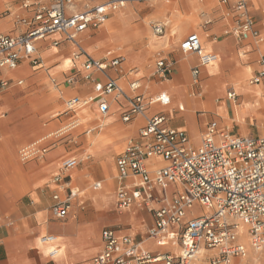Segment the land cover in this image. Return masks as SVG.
I'll return each instance as SVG.
<instances>
[{"label":"crops","instance_id":"1","mask_svg":"<svg viewBox=\"0 0 264 264\" xmlns=\"http://www.w3.org/2000/svg\"><path fill=\"white\" fill-rule=\"evenodd\" d=\"M42 1L50 0H0V22H5L0 26V34L24 33L28 24L22 18L33 15V7L24 5ZM106 1L74 0V5L81 11ZM238 1L129 2L126 16L132 19V28L127 21L114 22L111 27H102L103 23L81 32L76 42L63 34H52L36 43L39 64L23 58L15 68L1 69L0 78L8 80L9 84L0 93V162L8 163L10 159L12 164L19 159L29 173L0 178V264H90L93 257L103 251L102 233L109 227L115 228L120 236L128 235L153 253H179V245L160 247L148 237V230L155 226L154 213L137 203L118 207L117 191L121 182L117 159L130 143H143L141 129L157 114L165 115L169 127L184 130L195 146L201 143L212 121L235 136H264V83L251 82L261 69L260 58L264 55V0H246L259 39L242 38L234 33L237 14L234 7ZM115 12L109 18L118 16ZM4 13L6 16H2ZM155 23L164 25L162 35L154 33ZM111 33L116 38L115 43H123L126 55L107 45ZM192 33L199 35L206 53L217 56L219 66H209L213 62L202 64L198 53L184 52L180 48L181 42ZM78 46L98 60H105L110 52L123 55L124 60L105 72L86 70L83 67L85 56L74 57ZM68 59L71 64L66 66ZM159 60L174 62L168 77L159 73ZM234 68L243 71L240 89L232 83H221L220 91L210 96L204 83L219 72ZM71 76L75 79L68 82ZM108 77L116 79L129 96L142 94L147 102L145 112L124 121L130 101L123 95H106L109 116L101 111L97 100L84 104L83 100L96 97L95 83L105 82ZM133 81L140 83L138 90H132ZM163 90L170 94L168 104L150 102L151 97L154 99ZM232 92L235 98L228 96ZM74 99H79L78 103L70 105ZM206 103L210 105L207 107ZM75 122L79 124L76 126ZM195 136L199 142H194ZM40 138L44 141L37 148L47 151L22 159L21 150ZM69 158H76L78 165L62 172V164ZM147 164L153 172L166 163L152 158ZM106 165L110 167L109 173L104 170ZM60 174L67 189L54 181ZM133 180L125 182L131 184ZM98 183L100 186H96ZM171 188L174 191L180 188L175 184L168 187L172 198ZM71 190L74 194L68 214L64 218L55 216L51 210L53 195L59 193L65 198ZM155 191L159 196L164 194L158 186ZM160 204L154 202L155 207ZM193 216L187 213L186 219ZM244 227L247 233V226L242 225L241 229ZM47 235L58 237L60 242L43 245H52L51 250L60 248L62 253L64 243L69 251L67 257L54 259L51 250L49 254L45 252L39 239ZM239 240L247 247L248 255L249 247L254 249L248 235L247 240L241 236ZM205 251L210 255L200 258L204 260L200 264H210V256L216 253L214 249ZM242 258L233 257L230 263L235 259L241 262ZM198 259L199 256L194 262Z\"/></svg>","mask_w":264,"mask_h":264},{"label":"built area","instance_id":"2","mask_svg":"<svg viewBox=\"0 0 264 264\" xmlns=\"http://www.w3.org/2000/svg\"><path fill=\"white\" fill-rule=\"evenodd\" d=\"M135 1L148 0H107L81 11L76 10L74 0L25 4L26 8L33 7V15L22 18L28 29L19 35L0 34V71L4 67L15 68L23 58L39 64L36 56L38 40L60 33L76 42L81 32L98 27L108 20L112 12ZM234 8L237 12L234 33L242 38L254 36L259 39V31L248 12L246 0H239ZM153 31L162 35L165 27L162 23H155ZM57 44L55 41L54 45ZM180 48L184 52L198 53L202 64L217 60L215 54L204 51L197 33L188 35ZM77 49L74 57L85 56L83 67L86 70L105 72L109 67H118L124 60L123 55L112 52L105 60H98L79 46ZM260 65L261 69L252 83H264V55L260 58ZM173 67V61L157 62L159 73L164 77L170 75ZM195 72L198 73L197 70ZM74 79L71 76L67 81L73 82ZM8 84V80L0 78V93ZM131 88L138 90L140 83L133 81ZM95 91L96 97L91 96L89 100H97L104 114L109 109L106 95L128 98L130 108L123 116L124 121H130L147 108L142 94L129 96L112 77L105 82L97 81ZM228 96L235 98L236 94L232 92ZM78 101L74 99L70 104ZM169 101V97L162 94L156 102L168 104ZM166 122L163 114L152 116L141 129L143 143H130L119 155L117 166L121 185L117 191V204L119 208H125L137 203L154 213L155 226L148 230V237L160 247L179 245V253H153L128 235L120 236L115 228L109 227L102 233L103 251L93 257L90 264H193L201 249L216 251L209 258L210 264H229L233 257H245L248 253L247 247L239 240L242 225L247 226V235L254 249L264 247V136H235L212 121L207 125L201 143L195 146L184 130L169 127ZM46 151V148L38 149L33 145L26 158ZM152 158H160L166 164L152 172L147 164V160ZM77 165L76 158H69L63 162L62 172ZM130 178L134 179L131 184L126 183ZM54 181L60 183L62 189H67V185L61 182V174ZM171 184L180 188L174 191L172 198L168 193ZM157 186L163 190L162 196L156 194ZM73 194L71 190L65 198L59 193L53 195L51 210L55 216L64 218L68 214ZM157 201L161 204L155 207L154 202ZM195 205L205 208L206 212L186 219L188 209ZM52 239L46 237V240Z\"/></svg>","mask_w":264,"mask_h":264},{"label":"bare ground","instance_id":"3","mask_svg":"<svg viewBox=\"0 0 264 264\" xmlns=\"http://www.w3.org/2000/svg\"><path fill=\"white\" fill-rule=\"evenodd\" d=\"M129 4L128 3H125L123 7L119 8L118 10H116V12H120L122 9H124L127 5ZM130 5H128L129 7ZM168 8H165V10H167ZM170 18V17H169ZM168 19V18H167ZM169 20V19H168ZM122 21H126L124 20V17L122 15V13L118 16H116L115 18H110L109 20H106L104 22V25L102 27H105V26H108V27H111L112 26V23L116 22V23H119V22H122ZM0 25L1 26H4L5 25V22L2 21L0 22ZM131 28V27H130ZM112 32V31H111ZM155 38V37H154ZM114 40H116V38H114V35L113 33L110 34V37L108 39V41L110 42H114ZM202 40L204 42V38L202 37ZM115 43V42H114ZM204 45V43H203ZM117 50L121 51V48H117ZM211 67H216V66H219V63L216 61V62H213L212 64H210ZM220 74H218L216 77H213L212 79H210L209 81L206 82V85H205V90H208L209 91V95L211 96V94H216L220 91V84L221 83H232L233 86L239 90L240 87L242 86V81L244 80V75H243V71L242 69L240 68H234L230 71V73H228V76H226L227 73L225 72H219ZM189 76L186 75L184 76V79H188ZM190 83L192 82V78L189 79ZM205 84V83H204ZM208 93V92H207ZM206 93V94H207ZM164 95L165 97L170 95L168 92L167 93H161L159 95H156V97H154V99H152V102L153 101H157V99L161 96V95ZM189 98V97H188ZM207 98V97H206ZM229 98V97H228ZM90 99V98H89ZM217 99V98H216ZM90 101V100H89ZM89 101H84L86 103H88ZM91 102V101H90ZM210 102V101H209ZM38 103H41V102H38ZM155 104V103H154ZM181 104V103H180ZM230 104V103H229ZM71 105V104H70ZM203 105V104H202ZM206 106L207 105H210V104H205ZM155 106V105H154ZM188 108V106H186ZM208 107V106H207ZM223 109V108H222ZM189 110V109H187ZM18 113H23V112H18ZM230 114V113H229ZM81 115V113L79 114ZM108 115V114H107ZM237 115V114H236ZM85 116V115H84ZM82 118V117H81ZM107 119L103 120L104 122L106 121ZM140 120V119H139ZM76 123V126L79 124L78 122H75ZM105 127V126H104ZM101 134V132H100ZM44 138H40L38 139L37 141H35L36 143H33V144H30L29 146H26L24 147L22 150H21V157L22 159H26V154H28V150L30 149L31 146L33 145H40L42 143V141ZM111 140V139H110ZM113 140V139H112ZM122 151V150H121ZM119 153V152H118ZM10 158V157H9ZM8 163L4 162V161H1L0 162V178H2V175L4 173V170H6L7 168L6 167H9V166H12L13 164L16 166V162H14L13 160V163L11 164L12 160H8L7 161ZM17 167H18V174L19 175H24L26 173H29L27 167H22L21 165L17 164ZM16 167V168H17ZM14 168V169H16ZM17 170V169H16ZM103 170V169H102ZM104 170L109 173V169L107 167V165L105 166ZM17 174V175H18ZM15 175V176H17ZM14 176V177H15ZM21 179V178H20ZM74 190V189H73ZM75 191V190H74ZM46 237L48 238H53L52 240H46ZM57 240L60 242L59 238L54 236V235H47V236H43L41 237V242L45 245L47 244H54L57 242ZM62 253H60V248H57V247H54L51 251H50V255L52 257H55V258H64V257H67L68 256V248L66 246V244L62 243ZM249 253H250V256L248 258H246L245 260H243L241 263L239 264H264V249L262 251H259V250H256V249H253L251 247H249ZM59 254V255H58ZM199 259L194 262V264H198L199 262H203L204 260H201L200 258H203L206 256V251L201 249L199 251ZM231 264V263H230Z\"/></svg>","mask_w":264,"mask_h":264},{"label":"rangeland","instance_id":"4","mask_svg":"<svg viewBox=\"0 0 264 264\" xmlns=\"http://www.w3.org/2000/svg\"><path fill=\"white\" fill-rule=\"evenodd\" d=\"M128 5H130V4H128ZM128 5L124 8V9H122L120 12L118 11V12H115L116 14H118V15H120L121 13H122V15H123V17H124V20H126L127 22H128V27L130 26L131 28L133 27V22H131V20L132 19H130V18H128L126 15L128 14V12H129V10L127 9V7H128ZM185 7L187 8V5H185ZM114 13V14H115ZM2 16H6V13H4ZM110 19V18H109ZM108 19V20H109ZM166 20H168L167 18H166ZM1 26V25H0ZM5 29V28H4ZM4 29H2V30H4ZM107 43V45H109V46H111L113 49H115V50H117V48H121V51H120V53H122V54H125L126 55V50H125V48H124V45H123V43L122 42H119L118 44L117 43H114V42H110V41H107L106 42ZM119 51V50H118ZM71 64V61L68 59V60H66L65 61V65L66 66H69ZM210 66V65H209ZM225 73H227L226 74V76H228V73H230V70L229 71H226ZM250 80V79H249ZM247 82H249V81H247ZM205 85H206V82H205V84H204V89H205ZM165 90H163V91H160V93H158V94H156V95H159V94H161L162 92H164ZM155 95V96H156ZM39 100H41V99H39ZM83 101H89V99H87V100H83ZM40 102V101H39ZM88 103H90V101L88 102ZM84 110H85V108H83ZM82 110V109H81ZM81 110L80 111H78V113L80 114V113H82L81 112ZM108 116H109V113H108ZM107 116V117H108ZM107 119V118H106ZM193 140H194V142L196 143V142H199V138L197 137V136H195V137H193ZM197 140V141H196ZM21 156V155H20ZM14 162H16V166L13 164L12 166H9V167H6L7 169L6 170H4V173H3V175H2V178H4V177H6V176H15V175H17L18 174V167H17V164H19V165H21V163H20V160L18 159V160H14ZM22 166V165H21ZM17 167V168H16ZM23 167V166H22ZM14 168H16V169H14ZM108 169H109V172H110V167L108 166ZM75 183H78V181L75 179V181H74ZM73 182V183H74ZM171 192H173L174 191V189H172L171 188V190H170ZM203 212H206V209L205 208H203V207H201V206H199V205H195L192 209H188V214L189 215H196V214H201V213H203ZM239 234H240V236H241V238H245V240H247V233H246V228L244 227L243 229H241L240 228V232H239ZM39 244L41 245V246H43V247H45V252L46 253H48L49 254V251L51 250V248H52V245H50V246H44L43 245V243L41 242V238L39 239ZM61 253V252H60ZM209 255H210V253L208 252L207 253V255H206V257L204 258V259H206V258H208L209 257ZM250 256V253L248 254V255H246L245 257H243L242 258V260H245L246 258H248ZM54 259H58V258H55V257H53ZM240 260L241 259H235L231 264H239V263H241L240 262ZM198 264H200V262L198 263Z\"/></svg>","mask_w":264,"mask_h":264}]
</instances>
